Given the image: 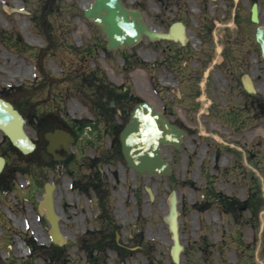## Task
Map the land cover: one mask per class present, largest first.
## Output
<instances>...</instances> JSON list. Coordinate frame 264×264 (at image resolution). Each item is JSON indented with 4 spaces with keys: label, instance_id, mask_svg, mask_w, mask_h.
Segmentation results:
<instances>
[{
    "label": "rangeland",
    "instance_id": "obj_1",
    "mask_svg": "<svg viewBox=\"0 0 264 264\" xmlns=\"http://www.w3.org/2000/svg\"><path fill=\"white\" fill-rule=\"evenodd\" d=\"M91 2L0 0V93L25 115L32 137L37 138L34 125L45 114L59 127L72 129L75 125L77 134L65 160L51 166L41 164L37 166L40 169L27 168L37 155H23L10 148L8 142L1 145L0 153L8 161L2 175L7 177L9 185L0 186V262L174 264L170 253L172 236L163 220L172 190L179 196L180 234L185 246L180 264H197V258L203 257L199 253L207 254L205 241L198 243L197 236L214 242L208 253L217 257L220 246L217 239L228 232L234 234L237 228L233 224L235 215L224 210L215 195L221 192L238 200L248 196L250 206L244 212L248 236L252 232L250 221L255 217L251 205L259 200L251 197L250 174H242L240 167L232 162H240V153L236 152L239 143L252 151L242 153L244 161L246 157L252 158V154L256 158L264 155V117H259L258 107L252 104L257 95H244L241 84L248 73L264 88V47L256 38L261 27L264 39V0L237 2L235 20H245L244 26L229 22L232 0H123L129 8L144 10L153 27L165 29L178 18L188 21L189 30L198 35V39L192 36L189 43L199 53L200 67L195 65L193 69L183 62L174 64V68L168 66L163 60L167 54L164 56L158 49L157 65L135 67L134 55L143 61L146 55L154 56L153 49L148 47L157 46L152 47L145 39L132 48L107 50L101 30L84 16V8ZM254 2L260 4V20L253 24L249 19ZM22 5L28 13L12 10ZM41 13L45 14L43 22ZM218 46L223 48L219 54ZM183 52L187 54V49ZM128 61L133 63L126 68ZM191 71L196 75L192 76ZM176 73L181 74L182 82L176 79ZM90 74L97 81L113 77L129 83L136 93L131 98L140 95L148 98L189 130L179 149L163 147V156L172 165L171 176H139L125 167L121 156H108L118 145L110 124H121L126 115L124 111L115 116L93 110L84 97L86 93L93 98L92 87L83 88L81 82ZM31 88L33 91L27 93ZM72 103L79 104L80 109L73 110ZM100 169L107 188L105 209L99 204L93 184L99 179ZM51 181L57 185L55 203L61 214V228L69 238L59 262L51 261L43 251L31 256L25 241L32 236L40 245L51 243L40 242L34 236L36 233L43 240L49 237V224L38 213L37 206L45 183ZM262 183L253 184L255 196L263 194ZM146 185L153 189L154 201H150L144 189ZM262 205L260 216L264 228V202ZM112 226L116 227L122 245L131 248L142 242L148 246L149 254L140 249V244L125 257L109 247L95 249L91 259L83 240L108 235ZM20 241L23 248H18Z\"/></svg>",
    "mask_w": 264,
    "mask_h": 264
},
{
    "label": "water",
    "instance_id": "obj_2",
    "mask_svg": "<svg viewBox=\"0 0 264 264\" xmlns=\"http://www.w3.org/2000/svg\"><path fill=\"white\" fill-rule=\"evenodd\" d=\"M252 12L253 20L257 21V4H254ZM84 13L89 20L102 28L108 38V48L110 49L134 45L143 34L148 35L151 39L177 37L172 32L162 33L150 30L142 13L139 10L125 8L121 0H94ZM130 119L131 121L127 123L120 134L126 166L140 175L170 174L169 163L161 156V147L165 144H173L179 147L186 131L172 124L148 102L137 103ZM24 122L22 116L10 103L0 99V128L8 134L18 149L27 154L35 149V145L25 132ZM47 139L49 140L48 150L54 153L60 144L67 148L68 142L72 141L73 137L67 132L58 130L47 135ZM56 158H58L57 155ZM3 165L4 159L0 157V171ZM146 189L153 198L151 189ZM169 203L170 210L166 216V221L174 240L172 256L174 261L178 263L179 252L182 247L179 242L177 195L175 191H173ZM43 205L47 207L46 213L51 222L53 240L60 245L64 244L67 240L59 235L58 217L52 215L51 189L46 191L45 201L40 203V212L43 210ZM49 213H51V217L48 215Z\"/></svg>",
    "mask_w": 264,
    "mask_h": 264
},
{
    "label": "flooded vegetation",
    "instance_id": "obj_3",
    "mask_svg": "<svg viewBox=\"0 0 264 264\" xmlns=\"http://www.w3.org/2000/svg\"><path fill=\"white\" fill-rule=\"evenodd\" d=\"M182 22L187 30V38L185 44L181 43L180 41H175V40H165V41H151L148 38L146 39L147 44H152L153 46H157L155 48H150L148 49H153L152 52L154 56L151 58L148 57L147 55L145 56L146 59V67L150 66H155L157 65V52L156 49L159 51L164 52V56L166 55V58L163 57V60L165 59L164 63L168 64V66H173L175 67L177 63L183 62L185 64H189L190 68L193 69V67L196 65V67H200V62L198 59L199 53L194 51V45L190 44V39L193 37H198L197 34L193 33L192 31L189 30V23L186 20L183 19H174L170 23L169 27L165 28V31L170 30V26L174 22ZM163 42V44L159 43ZM184 48L187 49V54H184ZM168 52V53H167ZM174 57L173 60H168L167 57ZM194 56V58H193ZM197 56V58H195ZM192 58V60L189 62V59ZM182 59V60H181ZM162 60V61H163ZM133 62H130V65ZM137 61L134 60V64H136ZM175 64V66H174ZM178 68H180L178 66ZM192 73V71H191ZM196 75V73H192V76ZM190 77L191 74L189 73ZM241 84H242V90L244 95L247 94V90L244 86L243 80L241 79ZM259 84V83H258ZM258 92H260L258 98L264 99V88L261 87V85H257ZM131 88L128 86L123 89H115L111 84L106 85V87H103V92H101L99 89L96 91L98 95L100 96V99L104 101V106L103 108L109 109V111L113 112H118L119 114L125 112V115H129L134 104L137 102L135 100L136 98H131V97H125L124 91H127ZM242 95V96H244ZM131 96L135 97L136 94H132ZM244 106L246 104H243ZM166 109H164L165 111ZM261 116L264 117V105L260 109ZM55 126H51V128H54ZM0 140L2 142H7L8 138L7 136L0 131ZM42 144H39V149L42 151L41 146ZM47 146V145H46ZM45 146V147H46ZM59 153H63L62 147L58 149ZM246 161L244 162L240 158V162H236L235 165L237 164L241 171L242 174H250L251 179L253 181H257L259 178L264 177V155L261 158H248L246 157ZM247 166H250L251 170L247 168ZM242 179V178H241ZM247 191V188L242 192L243 195ZM252 207L255 209V205L252 204ZM238 208H239V220L236 219L235 223L238 224L236 227V232L234 234L229 233L228 236L220 237L217 239V243L220 244L219 249H218V256L216 257L215 254L208 253L209 250H212L214 242H211L208 237H200L197 236L196 240L205 241V246L207 251V254L203 255L199 253L198 256H203L201 258H197V264H264V238L262 235L259 234V230L256 228L257 227V215L253 218L252 224H251V235H247V221L244 220V215L247 210H248V196H245L242 198V200H239L238 203ZM257 210V209H256Z\"/></svg>",
    "mask_w": 264,
    "mask_h": 264
},
{
    "label": "trees",
    "instance_id": "obj_4",
    "mask_svg": "<svg viewBox=\"0 0 264 264\" xmlns=\"http://www.w3.org/2000/svg\"><path fill=\"white\" fill-rule=\"evenodd\" d=\"M29 243H30L32 249H35L36 250L38 248L37 245H36V243L33 240L30 239L29 240ZM100 244L101 243L97 242V243H95L94 246H97V245H100ZM110 245L113 246V247L115 246V247L119 248L118 245H117V243L115 242V240L112 241V243ZM48 254H49V257L51 259H53L55 261H58L60 259L61 254H62V248H60V247H58L56 245H53L51 247V249H49ZM0 264H14V263L13 262H2Z\"/></svg>",
    "mask_w": 264,
    "mask_h": 264
},
{
    "label": "bare ground",
    "instance_id": "obj_5",
    "mask_svg": "<svg viewBox=\"0 0 264 264\" xmlns=\"http://www.w3.org/2000/svg\"><path fill=\"white\" fill-rule=\"evenodd\" d=\"M18 8L21 10L23 9V5L22 6H18ZM248 79V78H247ZM246 84H248V81L246 80V78L244 79ZM71 107L73 110H76V109H80V105L79 104H75V103H72L71 104ZM50 189V186L47 187V190ZM46 207V206H45ZM55 214L60 216L61 217V214H60V210L59 208L57 207V205L55 204ZM61 233L65 236V237H68V235L61 230ZM34 236L40 241V242H47L49 239H50V233H49V237L47 239H41L36 233H34ZM24 247V243L20 241V243H18V248H23Z\"/></svg>",
    "mask_w": 264,
    "mask_h": 264
}]
</instances>
